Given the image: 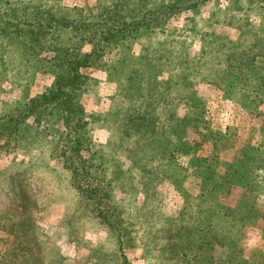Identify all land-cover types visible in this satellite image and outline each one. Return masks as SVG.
<instances>
[{"label":"rangeland","instance_id":"374dc122","mask_svg":"<svg viewBox=\"0 0 264 264\" xmlns=\"http://www.w3.org/2000/svg\"><path fill=\"white\" fill-rule=\"evenodd\" d=\"M2 1L85 21L118 0ZM35 48L0 43V128L52 82ZM98 50L85 139L125 235L75 188L56 131L27 117L0 135V264H264V0H200Z\"/></svg>","mask_w":264,"mask_h":264},{"label":"trees","instance_id":"16d2710c","mask_svg":"<svg viewBox=\"0 0 264 264\" xmlns=\"http://www.w3.org/2000/svg\"><path fill=\"white\" fill-rule=\"evenodd\" d=\"M199 1L118 0L114 5L101 7L85 21H74L37 2L20 1L19 5L1 2L0 43L16 37L24 40L25 53L29 55L35 54V47L41 54L52 53L48 60L41 62L53 78L43 93L24 105L21 110L23 121L9 128L3 125L0 135L15 132L21 125L28 128L23 123L27 117H31L38 127L42 126L41 130L47 136L56 131L52 138L59 140V155L64 168L73 176L75 188L90 202L94 215L116 232L118 238L125 233L118 224L114 197L101 175V164L98 165L94 155L87 152L85 132L89 122L82 96L89 76L85 71L93 68L101 58L100 44H108L117 36L126 37L164 27L173 16L193 9ZM60 41L63 46L59 45ZM55 121L62 127L60 135L54 128ZM234 250L241 252L242 249L235 245ZM234 261L235 264L242 262L237 258Z\"/></svg>","mask_w":264,"mask_h":264}]
</instances>
